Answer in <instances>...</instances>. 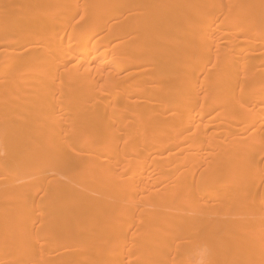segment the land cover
I'll use <instances>...</instances> for the list:
<instances>
[{"label":"bare ground","instance_id":"1","mask_svg":"<svg viewBox=\"0 0 264 264\" xmlns=\"http://www.w3.org/2000/svg\"><path fill=\"white\" fill-rule=\"evenodd\" d=\"M126 253L264 264V0H0V264Z\"/></svg>","mask_w":264,"mask_h":264},{"label":"rangeland","instance_id":"2","mask_svg":"<svg viewBox=\"0 0 264 264\" xmlns=\"http://www.w3.org/2000/svg\"><path fill=\"white\" fill-rule=\"evenodd\" d=\"M251 132L253 133L254 131H253V130H252V131L250 130L248 133L244 134V135H247L248 137H246V136L243 135V138H244V137H245V138H250V140H252L251 138L254 137V136H256V135H255L256 133L253 135ZM249 133H250V135L252 134L253 136L251 135L252 137H249V135H248ZM257 136H258V135H257ZM257 138H258V137H257ZM250 140H248V142H249ZM253 140H254V139H253ZM253 140H252V141H253ZM234 142H235V140H234ZM250 142H251V141H250ZM232 143H233V141H232ZM180 157H181V156H177V157L174 159V162L179 163V162H180V159H179ZM168 167H169V166H167V167L164 168V169H167ZM164 169H163V170H164ZM160 171H161V170H160ZM178 171H179V169H178ZM180 171L182 172V170H180ZM180 171H179V173H181ZM110 172H111V173L113 172L114 174H115V173H119V172L116 170V167H113V166H111V171H110ZM129 172H130V170L128 171V173H129ZM155 173H156V172H155ZM155 173H153V174H149V175H150V176L153 175V176L155 177V176H156ZM179 173H178V175H179ZM147 174H148V173H147ZM182 174H183V173H182ZM182 174H180V176H181ZM186 174H187V173H186ZM187 175H189V172H188ZM187 175H185V176H187ZM142 176H143V175L140 174L138 177H142ZM175 176H176V175H174V174H173V176H171V177H172V178H170L171 181H173V178H176V177H177V176H176V177H175ZM185 176H183V178H184ZM178 177H179V176H178ZM186 178H187V177H186ZM188 178H189V176H188ZM170 179L167 180V181H165L164 184H167V182H169ZM181 179H182V177H181ZM168 184H169V183H168ZM91 185H93V183H92ZM231 212H232V213H235L234 210L231 211ZM39 228H40V229H39V232L43 233L44 231L42 230V229H43L42 226H41V227L39 226ZM128 256H130V255H128L127 253H126L125 256H123V258H122V263H121V264H134V261H133L132 259H128Z\"/></svg>","mask_w":264,"mask_h":264}]
</instances>
